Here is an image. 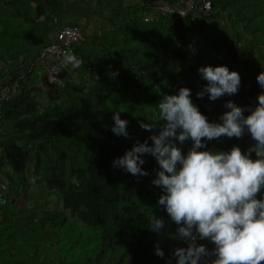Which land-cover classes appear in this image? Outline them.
<instances>
[{"label": "trees", "instance_id": "1", "mask_svg": "<svg viewBox=\"0 0 264 264\" xmlns=\"http://www.w3.org/2000/svg\"><path fill=\"white\" fill-rule=\"evenodd\" d=\"M157 1L136 0L135 5H126L124 0H95L94 11H109L108 29L102 35L106 45L93 52V39L84 48L79 47L84 40L73 47L83 64L78 82L69 79V71L61 75L62 86L56 89L62 98L60 103L40 113V104L26 90V76L19 81L18 96L0 105V123L8 124L6 132L0 129L2 209L17 212L25 224L35 225L37 217L54 223L55 245L68 236L62 245L80 247L65 264H176L172 253L178 247L186 248L187 243L176 236L177 225L157 203L162 192L151 183L158 169L155 159L142 157L146 161L142 168L149 173L146 177L113 168V160L152 134L141 129L139 122L159 121L156 105L161 94L172 95L180 87L189 88L200 112L209 122L218 123L228 100L240 107H255L257 95L264 91L256 81L264 71V59L255 65L244 56L251 53L247 52L249 47L264 44V21L263 28H254L260 32L259 38L252 37L253 31L242 25L252 37L249 45L240 42L239 31L234 28L229 47L223 51L219 47L226 35L216 37L213 25L204 22L217 11L243 19V10L262 11L263 0H210L207 17L188 15L176 22L160 17L167 25L159 38L135 22L139 15L153 12ZM90 3L0 0V77L11 73L16 79L17 72L26 69L52 42L53 33L62 23L78 26V20L88 17ZM54 19L61 22L55 23ZM105 35L110 38L106 40ZM205 66H226L238 72V94L216 101L207 95L197 98L196 93L207 84L198 73ZM5 69L8 72H2ZM35 71L43 76L41 70ZM113 72L118 75L111 76ZM85 84L88 90L83 93ZM113 112H120V118L128 121L129 138L111 132ZM148 143L151 145L150 140ZM206 143L210 149L226 151L237 145L246 151L253 142L246 133L240 139L221 137ZM177 146L186 153L191 144L189 141ZM9 202L14 206L9 207ZM49 202L55 203L54 210L45 212L32 206ZM29 205L31 208L26 209ZM151 215L162 220L163 227L153 231ZM68 218L75 227L70 222L67 228ZM35 231L31 229L30 239ZM197 243L213 248L209 241ZM157 246L163 258L155 254ZM64 256H60L62 261Z\"/></svg>", "mask_w": 264, "mask_h": 264}, {"label": "clouds", "instance_id": "2", "mask_svg": "<svg viewBox=\"0 0 264 264\" xmlns=\"http://www.w3.org/2000/svg\"><path fill=\"white\" fill-rule=\"evenodd\" d=\"M63 62L73 68L83 64L71 50L64 53ZM198 73L207 84L197 98L207 95L216 101L239 92L241 77L226 66H205ZM256 81L264 90V71ZM256 102L255 107H240L228 100L217 123L200 112L189 88L161 94L156 105L159 121L139 122L153 134L112 162L113 168L146 177L142 157L155 159L158 169L151 183L162 192L157 203L177 225L176 236L187 243L172 253L176 264H264V91ZM112 120L111 132L129 138L128 121L120 112H113ZM246 133L253 142L246 151L237 145L226 151L207 147V141L240 139ZM189 141L191 146L182 152L177 145ZM150 220L153 231L163 227L162 220L152 215ZM198 240L209 241L213 248ZM155 254L164 256L158 246Z\"/></svg>", "mask_w": 264, "mask_h": 264}, {"label": "rangeland", "instance_id": "3", "mask_svg": "<svg viewBox=\"0 0 264 264\" xmlns=\"http://www.w3.org/2000/svg\"><path fill=\"white\" fill-rule=\"evenodd\" d=\"M90 1L91 3L89 4L87 10L88 17L80 19L78 21V26L84 34V46H88V41L94 39L91 50L93 52H97L98 48L106 45V42L102 43V35L108 29L106 19L109 17V11L108 9H99L98 11H94L93 3L95 0ZM124 1L126 5H135L134 1ZM262 3L264 4V0ZM136 5L138 6L139 4ZM262 9V11L256 10L254 12L243 10L240 13L244 17L243 19H240V17L234 13H229L227 15L220 14L221 12L217 11L215 16L212 17L210 14L209 18H207V20L205 19L204 22L207 23V25L210 23L213 25V27L216 29V37L224 34L226 35L225 40L222 41L221 47H219L220 51H223L224 48L226 49L229 47L230 32L233 31L234 28L238 29L239 35L241 37L240 42H243L242 44L249 45L248 40L253 41L251 39L252 37H260V32L254 28H263L262 24L264 21V7ZM71 19L73 20V18ZM135 22L139 23L141 25V29H144V31L151 30L154 36L157 38L163 36L164 29L167 25L166 20L160 19V17L154 15L153 12L148 15H139L136 17ZM242 25H246L247 30L253 31L252 37L249 36V33L244 30ZM49 37H51V35H49ZM104 37L106 40L110 38L109 35H105ZM249 50H251V53L248 52ZM247 52L249 54L245 53L244 56L246 58H250L255 65H260L263 63L264 44H258L253 47H249ZM2 72H8V70L5 69ZM79 72L80 68L72 67L69 70V79L75 83L78 82L80 76ZM33 74L29 75L28 77V84L26 87L29 86V88L26 90L29 91V94L40 104L39 112L41 113V109H45V111L51 109L52 107L56 106L57 103H60L59 100L62 98L57 95L58 92L55 89H51L50 87L46 86L44 77L41 74L37 75L36 77H34ZM86 86L87 84H85V88H83V93L87 92L88 90ZM3 124L4 123L2 122L0 123V129L5 131L8 128V124ZM33 193L35 192L33 191ZM71 227H75V223L72 220ZM67 228H69V225ZM3 233V231H0L1 236H3ZM47 237V240L44 239V241L40 242V240L35 239L24 241V238L14 240L13 238H8L4 235V237H1L2 241H0L2 242L0 243V264H40L42 262H45V264H65L66 262H71V253H79L80 247L77 245L73 246V243L71 245L70 243L66 244L65 246L62 245L68 236L66 238H62L61 242L59 244L57 243L56 245V237L54 239L52 238L51 240L50 236ZM64 253L67 254L66 261ZM59 255L64 256L63 261Z\"/></svg>", "mask_w": 264, "mask_h": 264}, {"label": "built area", "instance_id": "4", "mask_svg": "<svg viewBox=\"0 0 264 264\" xmlns=\"http://www.w3.org/2000/svg\"><path fill=\"white\" fill-rule=\"evenodd\" d=\"M210 13V0H183L180 3L157 1L153 14L159 17L169 18L172 21H179L188 15H202L207 17ZM55 23L61 22L54 19ZM84 40L81 30L77 25L64 24L53 33L52 42L43 47L37 57L24 70H19L16 79L14 75L5 73L0 77V105L13 100L19 94V81L26 76L41 70L46 86L51 89H60L62 86V74L67 73L72 65L63 62V55L68 50L73 52V47ZM177 227L174 231L176 233Z\"/></svg>", "mask_w": 264, "mask_h": 264}, {"label": "crops", "instance_id": "5", "mask_svg": "<svg viewBox=\"0 0 264 264\" xmlns=\"http://www.w3.org/2000/svg\"><path fill=\"white\" fill-rule=\"evenodd\" d=\"M133 1L136 3V0H133ZM84 44L85 43H83V45H79V47L84 48ZM86 44H87V40H86ZM37 75H40V74L34 71L33 76L36 77ZM51 203L49 202L45 205H43L42 203H35L32 206L46 212V211L54 210L55 203L54 202H51ZM4 204L5 203L2 202V196L0 195V231L4 232L3 236H1L0 234V241H2L1 237H4V235L7 236L8 238H13L14 240L19 239V238H24V241L31 240L29 238L31 229L36 230L32 235L34 237L32 238V240L35 239V240H40V242H42L44 241V239L47 240L48 238L47 236H50V240L52 238L53 239L55 238L54 223H51L50 221H48V219L40 221L38 220L39 218L37 217L34 221L36 222L35 225L29 222L25 224L26 221H23V219H21V216L17 215V212H14L13 210H9V209L8 211H3L2 206ZM8 206L9 207L14 206V204L12 202H9ZM30 208H31L30 205L26 206V209H30ZM70 222L71 221L68 218L67 224L70 225Z\"/></svg>", "mask_w": 264, "mask_h": 264}]
</instances>
